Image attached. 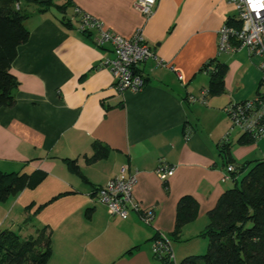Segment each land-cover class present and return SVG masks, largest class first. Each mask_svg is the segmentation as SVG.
Instances as JSON below:
<instances>
[{
	"label": "crops",
	"instance_id": "1",
	"mask_svg": "<svg viewBox=\"0 0 264 264\" xmlns=\"http://www.w3.org/2000/svg\"><path fill=\"white\" fill-rule=\"evenodd\" d=\"M227 1L159 0L150 19L135 9L136 0H64L45 10L29 4L30 37L11 71L19 82L16 103L0 109V172L47 177L0 203V230L29 238L45 228L48 264H164L153 253L157 236L173 243L191 227H208V212L232 181L225 179L224 146L242 164L263 141L246 142L226 114L231 104L264 92L260 57L244 48L218 52L222 26L237 24ZM75 8L125 38L143 30L156 56L138 66L143 91L116 93L103 65L114 57L112 47L95 45L97 32L80 33ZM216 66L225 73L213 87ZM205 92L206 103L190 102ZM162 162L175 168L167 182L156 174ZM125 166L136 175L135 199L155 209L151 225L136 212L114 217L94 197ZM185 198L197 203V215L177 231Z\"/></svg>",
	"mask_w": 264,
	"mask_h": 264
},
{
	"label": "trees",
	"instance_id": "2",
	"mask_svg": "<svg viewBox=\"0 0 264 264\" xmlns=\"http://www.w3.org/2000/svg\"><path fill=\"white\" fill-rule=\"evenodd\" d=\"M17 1L0 2V109L13 107L16 103L14 96L19 82L11 72L12 65L17 57L18 47L27 43L30 37L24 23L29 14L15 9ZM51 3V0L48 4L39 2V6L47 9ZM67 7L68 4L57 9ZM229 23L231 27H239L238 23ZM208 67L209 65L205 69ZM224 73V68L220 66L213 69V87L220 83ZM246 142L256 143L247 135ZM230 149V145H225L222 151L227 160L226 167L236 166V172L231 174L236 187L225 192L218 200L215 210L208 212L210 223L202 234L208 240L207 254L190 258L183 264H264V160L257 161L247 171L248 163H236ZM242 174L244 177L238 187ZM46 177L44 171L34 174L0 172V203L12 196L16 197L25 189L37 187ZM197 209V203L190 198L180 201L177 231L195 219ZM46 231L43 228L35 236L23 238L17 232L0 230V264H48L52 245ZM157 259L164 264H170L167 258Z\"/></svg>",
	"mask_w": 264,
	"mask_h": 264
},
{
	"label": "built area",
	"instance_id": "3",
	"mask_svg": "<svg viewBox=\"0 0 264 264\" xmlns=\"http://www.w3.org/2000/svg\"><path fill=\"white\" fill-rule=\"evenodd\" d=\"M237 11L236 22L239 27H231L230 23L222 26L219 31V53L236 52L246 49L250 57L258 56L260 69L262 72V87H264V0H228ZM159 0H136L135 9L150 19L155 13ZM75 13L80 17L79 31L83 34L98 35L94 38L95 45L102 47L109 44L113 50V58H108L103 65L111 70L114 76L113 89L116 93L123 92L139 93L146 87L147 81L139 71L138 66L149 59H156L155 53L146 43L143 30H136L131 38H125L104 29L100 20L83 12L80 8H75ZM183 76L179 74V80L183 81ZM200 100L191 97L192 103L201 101L206 103V95ZM226 114L232 122L233 129H238L256 142L264 138V92L255 98L231 104L227 108ZM229 142L228 135L224 137L223 144ZM129 167L125 166L122 173L110 179V181L94 192L95 199L102 205H106L111 210L114 217L123 220L128 219L132 212L139 213L141 219L147 225H151L155 219L154 208H142L135 199L133 189L136 184V175L128 174ZM235 165H228L226 168V180H232L233 173L236 172ZM175 173V168L162 162L156 169V174L163 182H167L169 177ZM153 253L157 258H167L170 264H176L172 252L170 240L164 236L155 239Z\"/></svg>",
	"mask_w": 264,
	"mask_h": 264
},
{
	"label": "rangeland",
	"instance_id": "4",
	"mask_svg": "<svg viewBox=\"0 0 264 264\" xmlns=\"http://www.w3.org/2000/svg\"><path fill=\"white\" fill-rule=\"evenodd\" d=\"M1 1H4V0H0V2ZM63 1L64 0H51L52 3L50 6L54 7L56 4L57 5L61 4ZM31 3L36 4L34 7L39 6V2H37L36 0H18L14 6H15V9H18V10L20 8H23L22 11L27 13V9L30 7L29 4ZM261 83H262V79H261ZM232 130H233V127H232ZM232 130L230 132H232ZM236 130L239 131L238 129ZM256 149H257V152L252 158L242 162V164L248 163L247 171L251 170L254 167V165L257 163V161L264 160V138H263V141L260 142L259 147ZM244 174H242L239 178L238 187L241 186V182L244 177ZM228 187L229 189H233V187H236V185L234 182L230 181ZM206 229L207 227L200 229V230L198 228L196 229V228L191 227L185 231L181 239L179 238L178 240H173V243L171 241V244L174 250L173 252L176 256V262H177L176 264H183L186 260L190 258L202 257L207 254L208 252L207 249L209 248L208 240L207 238H204L202 235Z\"/></svg>",
	"mask_w": 264,
	"mask_h": 264
},
{
	"label": "water",
	"instance_id": "5",
	"mask_svg": "<svg viewBox=\"0 0 264 264\" xmlns=\"http://www.w3.org/2000/svg\"><path fill=\"white\" fill-rule=\"evenodd\" d=\"M50 0H39L41 4H48Z\"/></svg>",
	"mask_w": 264,
	"mask_h": 264
}]
</instances>
